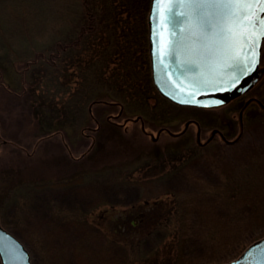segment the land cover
<instances>
[{
    "label": "rangeland",
    "instance_id": "rangeland-1",
    "mask_svg": "<svg viewBox=\"0 0 264 264\" xmlns=\"http://www.w3.org/2000/svg\"><path fill=\"white\" fill-rule=\"evenodd\" d=\"M148 10L141 12L147 31ZM130 17L131 26L142 19L137 10ZM100 23L94 35L101 33ZM87 24L82 0H0L1 226L22 243L30 264H143L128 261L126 246L113 240L109 226L124 225L123 210L161 200L164 211L174 202L180 210L169 214L170 224L149 216L158 225L138 247L142 256L168 249L172 240L164 244L165 237L178 221L186 238L173 247L177 257L169 264L236 259L264 237V75L225 106H173L147 85V39L146 59L139 62L149 101L119 98L121 86L110 79L122 78L119 62L92 59L64 71V64L53 67L36 55L52 59L58 43ZM100 99L126 101L132 105L125 104L128 113L121 117L140 111L144 119L134 124L117 118L121 127L115 126L106 117L118 108L105 113L102 103L93 104ZM249 112L256 117L251 124L244 118ZM188 121L193 123L182 138L167 131L158 136L161 128L181 132ZM221 131L238 142L226 145L218 135L210 142ZM120 231L125 236L128 229ZM133 231L141 235V229Z\"/></svg>",
    "mask_w": 264,
    "mask_h": 264
},
{
    "label": "water",
    "instance_id": "water-1",
    "mask_svg": "<svg viewBox=\"0 0 264 264\" xmlns=\"http://www.w3.org/2000/svg\"><path fill=\"white\" fill-rule=\"evenodd\" d=\"M257 17H264V3L256 0L199 9L190 0H151L148 52L157 92L175 105L200 109L249 92L264 73V23L256 24ZM0 261L30 264L27 250L1 223ZM223 264H264V237Z\"/></svg>",
    "mask_w": 264,
    "mask_h": 264
},
{
    "label": "trees",
    "instance_id": "trees-1",
    "mask_svg": "<svg viewBox=\"0 0 264 264\" xmlns=\"http://www.w3.org/2000/svg\"><path fill=\"white\" fill-rule=\"evenodd\" d=\"M150 2L151 0H93L92 2L90 0H82L84 12L86 17H88V24L81 27L75 36L71 38H69L70 36H67L68 39L60 41L52 59H48L47 56L41 52L36 53V55H41L43 63L45 64L48 62V64L53 67L58 65V63L64 64V67H62L64 71H74L77 68L76 63H78V66L83 64L87 65L92 59H101L103 61L110 60L109 63L111 65L113 62H119V68L122 69L121 73H123L122 78L121 75L115 76L114 74H111L110 76L111 81L117 82L116 84L121 86L120 90L124 93L123 96L117 95V97L125 99L130 98V101L135 102L145 100L149 96L145 98L142 89H138V86L141 85L143 80L141 76L144 75L143 68L140 69L141 63L139 62V58H144L148 36L146 22L144 21L146 16L143 17L141 12L145 13L146 8L149 9ZM135 10L139 12L140 18L142 19L131 26L130 16ZM97 23L101 24V33L99 35H94V32H96L99 27ZM120 29L125 33L124 37H122V34L117 33ZM131 35L133 39L132 42H130V40L127 41V38H131ZM84 39L87 42L83 43ZM105 46H108L109 48H105ZM78 48H80V50L77 51ZM49 61L51 63H49ZM144 68L146 69V66ZM123 87L125 89H123ZM131 88H134L135 91H131ZM181 159L183 158H180L179 156L175 160L181 161ZM175 160L171 161L174 163ZM163 161L166 162V165L169 163L171 164V162H167L166 160ZM141 170L144 171L145 169ZM163 202L166 201L157 200L146 202L144 204H139L141 206L134 205L127 210H123V214L126 215L124 218L126 221L123 226L125 230L128 229L125 236L122 235L123 233L120 231L123 226L121 227L119 225L118 229H115L110 224L109 230L112 233L111 236L113 237V240L126 246L129 258L128 261L134 258L135 260L139 259L143 264H169L177 257V252L173 251V247L177 248L178 241L182 238H186L180 236L179 230L177 229L178 221L174 224L173 229L170 230V234L165 237L164 244H167L166 240L172 241L168 244L169 246L167 245L168 249H164V252L161 250H154L150 252V254L142 256L138 249L140 244L144 242L143 239L145 237L147 238L148 233H150L155 227L154 224L158 225L156 221L149 219L150 215L155 214L158 215V217L161 215L164 220L163 222L166 223L167 221V223L170 224L171 220L169 219V214L171 213L172 216L179 212L180 205H177L175 202L171 209L164 211L163 209L166 207V203L163 204ZM158 205L160 206L157 207ZM144 212L145 214L141 218ZM134 228L141 229V235L140 233L133 231ZM128 249L130 250L129 252ZM139 256L142 257L139 258ZM133 261L134 260H131L130 263ZM136 262L137 264L139 263L137 260Z\"/></svg>",
    "mask_w": 264,
    "mask_h": 264
},
{
    "label": "flooded vegetation",
    "instance_id": "flooded-vegetation-1",
    "mask_svg": "<svg viewBox=\"0 0 264 264\" xmlns=\"http://www.w3.org/2000/svg\"><path fill=\"white\" fill-rule=\"evenodd\" d=\"M263 43H264V41H263ZM263 56H264V54H263V44H262V51H261V63H260V65H261V67H264V65H262V59H263ZM149 67V68H148ZM148 67L146 68V82H147V85H149L150 87H151V89L154 91V92H157V90H156V88L154 87V85H153V82H152V78H151V69H150V60H149V64H148ZM263 75H264V73H263ZM262 75V76H263ZM262 78V77H261ZM146 85V84H145ZM143 86H144V84H143V82L141 83V85H139L138 86V89H143ZM255 87V86H254ZM253 87V88H254ZM252 88V89H253ZM251 89V90H252ZM250 90V91H251ZM249 91V92H250ZM248 92V93H249ZM159 93H157L156 95V97L157 98H161L162 100H164L165 102H167V103H169L170 105H173V106H178V105H175V104H173V103H171V102H169L168 100H166L165 98H163L161 95L159 96L158 95ZM253 98H256V97H253ZM147 102L149 101V97H147L146 99H145ZM139 102H142V101H139ZM100 103H102L103 104V106H104V112L106 113V109H108V108H113V107H116V108H118V113L117 114H111V115H109L108 114V116L106 117V119H107V121L108 122H110V123H112V124H114L115 126H119V127H121L120 126V124H119V121L117 120V118L119 119V118H121V119H124L125 121H126V123L127 122H131V123H134V124H137V123H141V118H143V115H140L139 114V112L140 111H138V114H137V116L135 117V118H133V117H121L122 116V113H124V112H126V113H128L126 110H125V104H128V105H132V104H129L128 102H126V101H115V100H97V101H93V104H98V105H100ZM263 109H264V105H260ZM121 107V109H119ZM179 107H181V106H179ZM136 111V110H135ZM264 111V110H263ZM251 114H250V112L246 115V116H244V118H245V120L248 122L249 121V123L251 124L254 120V118H256L255 116H250ZM115 117L114 119H111V117ZM244 118H242V121H243V119ZM144 119V118H143ZM191 123H193V122H190V121H188V122H186L185 123V129H183L181 132H177V133H173V132H171L169 129H165V128H161L159 131H158V136L161 134V133H163V132H168L170 135H172V136H174V137H178V138H182L183 136H185L186 134H187V131H188V129H189V127H190V125L189 124H191ZM141 125V124H140ZM244 122H243V128H244ZM127 125H125L123 128H125ZM141 128H142V130L143 131H146V128H145V126H144V124L141 126ZM187 130V131H186ZM244 130V129H243ZM198 133H197V138H198V140L200 139V135H201V132L200 131H197ZM242 133H243V131H242ZM198 134H199V136H198ZM218 135V137H219V139L224 143V144H226V145H232V144H235V143H237L238 142V140H231L228 136H226L222 131L221 132H214L210 137H212V138H209V140H210V142L214 139V137H216ZM217 138V137H216ZM199 142V141H198ZM200 143V142H199ZM203 145H201V146H204V143H202Z\"/></svg>",
    "mask_w": 264,
    "mask_h": 264
},
{
    "label": "snow or ice",
    "instance_id": "snow-or-ice-1",
    "mask_svg": "<svg viewBox=\"0 0 264 264\" xmlns=\"http://www.w3.org/2000/svg\"><path fill=\"white\" fill-rule=\"evenodd\" d=\"M237 2L251 4L253 0H190V3L198 9L208 5H219L229 7ZM256 2L264 3V0H256ZM259 23H264V17H257L256 24ZM260 35H264V33H261Z\"/></svg>",
    "mask_w": 264,
    "mask_h": 264
}]
</instances>
